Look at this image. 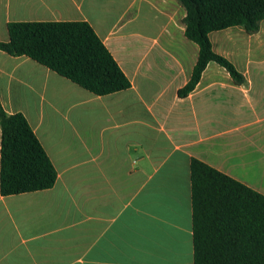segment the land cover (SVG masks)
<instances>
[{
  "label": "crops",
  "instance_id": "0c3cea01",
  "mask_svg": "<svg viewBox=\"0 0 264 264\" xmlns=\"http://www.w3.org/2000/svg\"><path fill=\"white\" fill-rule=\"evenodd\" d=\"M167 1L0 0V40L10 21L86 20L130 81L96 95L0 50V101L57 170L51 188L0 194V264H193L192 157L264 194V19L209 33L239 81L211 61L179 96L198 46L183 21L159 40Z\"/></svg>",
  "mask_w": 264,
  "mask_h": 264
},
{
  "label": "trees",
  "instance_id": "16d2710c",
  "mask_svg": "<svg viewBox=\"0 0 264 264\" xmlns=\"http://www.w3.org/2000/svg\"><path fill=\"white\" fill-rule=\"evenodd\" d=\"M184 9V36L198 53L185 96L207 63L215 62L239 81L233 63L215 52L209 33L230 26L258 30L264 0H176ZM0 50L26 56L83 89L106 95L130 81L86 20H26L7 23ZM193 264H264V194L192 157L190 159ZM57 170L26 116L8 113L0 101V194L51 188Z\"/></svg>",
  "mask_w": 264,
  "mask_h": 264
},
{
  "label": "rangeland",
  "instance_id": "374dc122",
  "mask_svg": "<svg viewBox=\"0 0 264 264\" xmlns=\"http://www.w3.org/2000/svg\"><path fill=\"white\" fill-rule=\"evenodd\" d=\"M166 4L171 7L174 21L172 20V22H170L169 24L165 23L164 25L161 24L160 26H158V28H166L163 32L159 34V40L161 42L165 41V37L169 35L170 37L175 39L179 38L180 28L182 27L181 25L184 15L183 7L176 0H168Z\"/></svg>",
  "mask_w": 264,
  "mask_h": 264
}]
</instances>
